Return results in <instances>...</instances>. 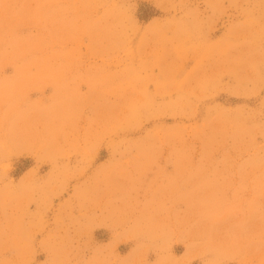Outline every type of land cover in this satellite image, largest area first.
Masks as SVG:
<instances>
[{
  "label": "rangeland",
  "instance_id": "rangeland-1",
  "mask_svg": "<svg viewBox=\"0 0 264 264\" xmlns=\"http://www.w3.org/2000/svg\"><path fill=\"white\" fill-rule=\"evenodd\" d=\"M0 264H264V0H0Z\"/></svg>",
  "mask_w": 264,
  "mask_h": 264
}]
</instances>
